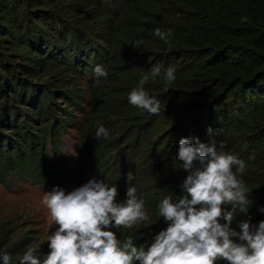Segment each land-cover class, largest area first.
Wrapping results in <instances>:
<instances>
[{
    "label": "trees",
    "instance_id": "1",
    "mask_svg": "<svg viewBox=\"0 0 264 264\" xmlns=\"http://www.w3.org/2000/svg\"><path fill=\"white\" fill-rule=\"evenodd\" d=\"M18 1L0 0V67L8 74L14 70L12 64L28 69L24 63L7 60L12 59L13 51L21 55L29 47L21 27L31 1ZM39 2L58 9L65 0ZM102 18L111 49L103 57H97L100 35L91 33L85 24L78 23L81 30H72L67 42L64 35L69 27L55 30L64 40L61 51L75 46L79 63L80 55L93 49V76L97 65L109 73L99 83L94 76L90 84L74 169L66 156L59 164L47 160L42 140L37 146L31 141V115L23 113L17 115L18 123L14 119L6 122L12 129H23L22 143L9 138L8 149H0V174L19 170L36 181L58 184L72 172L83 184L95 178L117 185V202L125 200L128 186H135L151 216V226L139 224L135 234L144 235L136 243L147 247L168 226L159 217V202L165 195L174 200L182 195L178 185L188 173L176 158L179 140L198 137L209 144L213 139L218 147L223 142L226 152L246 164L238 178L249 191L248 203L229 209L233 213L229 226L239 231L243 220L250 219L254 225L264 221V213L259 211L264 207V0H120V9L113 14L104 12ZM156 27L171 31V48L154 35ZM41 33L43 44H52L46 42L49 31ZM7 35L16 38V44L8 46L14 41ZM79 35L80 40L74 41ZM137 40L143 41L138 49L133 47ZM153 66L161 68V75L144 88L160 100L159 115H149L128 102L129 92L138 87L143 75H150ZM169 66L175 68L176 79L166 91L163 75ZM16 79L18 84L20 79ZM53 104L42 98L37 117H33L41 121L37 128L44 130L43 135L57 122ZM101 125L109 131L106 139L96 138ZM209 126L216 130L213 137L207 133ZM53 152H58L56 145ZM128 173L135 177L131 182L126 180ZM47 253L38 256L44 258ZM12 264H18L17 260L12 259Z\"/></svg>",
    "mask_w": 264,
    "mask_h": 264
},
{
    "label": "clouds",
    "instance_id": "2",
    "mask_svg": "<svg viewBox=\"0 0 264 264\" xmlns=\"http://www.w3.org/2000/svg\"><path fill=\"white\" fill-rule=\"evenodd\" d=\"M154 35L171 48L170 30L156 27ZM142 43L137 40L133 47L138 49ZM175 71L172 66L164 71L166 91L176 79ZM108 74L102 65L95 66L97 83ZM160 75L161 68L153 66L150 75H143L138 87L129 92L128 102L149 115H159L160 100L144 86ZM215 131L207 128L210 137ZM108 136L103 125L97 128V139ZM224 148L223 142L218 147L213 139L209 144L198 137L179 140L176 158L188 173L178 185L182 195L176 200L165 195L159 202V217L168 226L147 247L136 243L143 233L121 240L112 230H132L141 223L151 226L146 201L135 186L127 187L123 202H117V185L95 178L70 192L54 186L43 197L51 222L57 226L47 237L49 251L40 259L36 249L28 247L19 264H264V221L254 225L250 219L243 220L239 231L229 226L233 219L229 209L246 205L249 191L238 178L245 171V161ZM134 179L132 173L126 175L127 182ZM259 211L264 213V207ZM0 262L12 264L6 249L0 250Z\"/></svg>",
    "mask_w": 264,
    "mask_h": 264
},
{
    "label": "rangeland",
    "instance_id": "3",
    "mask_svg": "<svg viewBox=\"0 0 264 264\" xmlns=\"http://www.w3.org/2000/svg\"><path fill=\"white\" fill-rule=\"evenodd\" d=\"M29 1L31 5L28 6L21 27V34L29 47L23 52L20 51L21 55L19 51H13L10 57L12 59H7L10 62L24 63L28 69L22 68L21 64H12L10 68L15 71L8 74L0 67V149H8L7 146L10 145L6 144L9 138L22 143L23 129L19 128V131L12 129L6 122L14 119L18 123L17 115L26 113L32 117L28 122L31 127V141L36 144L35 146L42 140L49 162L59 164L61 158L66 156L73 170L78 134L85 124V112L89 106L90 84L94 78L92 65L96 52L93 49L86 51L80 55V62L77 63L75 57L79 56V50L75 46H69L61 51L60 46L65 45L64 40L67 42L71 39L72 30H81V24L78 23H82L90 28L91 33L100 35V38L97 37L100 52L97 57L110 53L106 30L101 27L102 14L104 12L113 14L118 11L120 0H65L58 9L48 4L41 5L40 0ZM18 3H21V0ZM65 25L69 30H66L63 40L58 37L55 30ZM43 31L47 33L49 31L50 37L46 42L51 41L52 44H43L45 39L41 33ZM80 37L81 35L74 41H79ZM9 40H13L14 43H7L8 46L16 44V38L9 37ZM18 77L20 80L17 84L15 80L18 81L16 79ZM44 97L54 102L57 122L53 125L52 131L48 129L47 134L43 135L44 130L37 128L41 121L33 117H37L38 104ZM55 145L57 154L53 152ZM81 185L83 183L77 180L72 172L67 180L58 184L36 181L19 170L10 171L4 176L0 174V250L6 249L18 264L28 247L35 248L36 256L43 259L38 255L43 251H49L47 237L52 235L57 227L51 222L43 203L44 192L50 191L54 186L70 192ZM138 226L132 230H112L117 232L119 239H122L135 234ZM147 226L149 227L148 224ZM225 263L227 262H218Z\"/></svg>",
    "mask_w": 264,
    "mask_h": 264
}]
</instances>
